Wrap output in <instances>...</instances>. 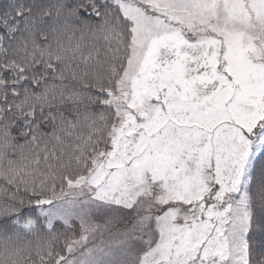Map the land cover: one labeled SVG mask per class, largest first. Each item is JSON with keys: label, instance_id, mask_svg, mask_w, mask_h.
<instances>
[{"label": "snow or ice", "instance_id": "6c2138e0", "mask_svg": "<svg viewBox=\"0 0 264 264\" xmlns=\"http://www.w3.org/2000/svg\"><path fill=\"white\" fill-rule=\"evenodd\" d=\"M0 264H264V0H0Z\"/></svg>", "mask_w": 264, "mask_h": 264}]
</instances>
